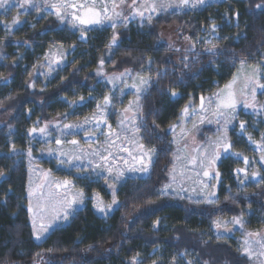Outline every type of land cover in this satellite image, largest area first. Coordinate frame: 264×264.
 <instances>
[{
  "label": "trees",
  "instance_id": "trees-1",
  "mask_svg": "<svg viewBox=\"0 0 264 264\" xmlns=\"http://www.w3.org/2000/svg\"><path fill=\"white\" fill-rule=\"evenodd\" d=\"M21 3L9 0L0 8V264H250L252 258L242 253L244 241L264 236V89L257 90V108L239 107L228 127L231 149L220 150L214 166L215 203L161 194L160 189L169 179L172 133L185 106L196 108L201 96L215 93L240 68H259L264 83V0H217L191 10L146 11L151 23L132 16L130 7L123 11L129 20L116 22L115 29L106 23L83 30L69 20L62 22L42 0L26 8H20ZM17 15L20 22L12 24ZM170 33L177 34L178 43L168 38ZM113 34L118 42L110 50ZM193 43L194 50L186 52ZM212 44L217 45L214 56L205 52ZM54 49L60 60L50 64ZM185 55L198 56V61L190 58L186 69ZM101 58L102 76L96 74ZM125 69L130 75L108 82ZM159 70L165 74L157 77ZM138 75L152 77V83L141 96L143 119L137 118L135 126L140 142L155 154L147 174L116 183L119 203L99 213L91 192L109 204L112 189L87 176L76 162L58 163V155H49L39 141L38 130L49 129L53 122L80 124L97 113L108 95L111 105L103 108L107 122L92 132L115 131L124 109L136 98L130 86L139 84ZM172 89L179 95L171 97ZM32 128L37 131L30 135ZM211 131L214 126L201 128L202 136ZM86 132H74L68 141L92 142L95 136L89 138ZM37 168L71 181L70 186L85 195L66 221L40 240L33 236L28 210ZM238 168L246 169L247 178ZM253 172L259 173L255 179ZM237 216L243 217L242 227H215L214 221Z\"/></svg>",
  "mask_w": 264,
  "mask_h": 264
},
{
  "label": "rangeland",
  "instance_id": "rangeland-1",
  "mask_svg": "<svg viewBox=\"0 0 264 264\" xmlns=\"http://www.w3.org/2000/svg\"><path fill=\"white\" fill-rule=\"evenodd\" d=\"M42 1L45 2V0ZM138 1L139 2H137V8H139L140 4L142 3L147 4L152 2V0H138ZM213 1H217V0H205L204 4ZM60 2H62V0H48L46 6L51 7L50 6L51 4L60 3ZM63 2L69 5L75 4L77 6L84 4L86 7H92L100 12H103L105 7H107L109 12H112V5L113 3H116L118 5L116 11L121 12L122 16H123V11L130 8V5L132 4V0H125L124 3H121V0H63ZM162 2L165 4L172 5L167 9H175L180 11L196 9L201 6L198 5L194 8L191 6L181 7L179 6V0H156V3L158 5ZM52 9L56 12L54 8ZM163 10L165 9H158L156 13ZM83 11L84 9H81L79 7L61 9V12L65 14V20H71L73 12H75L76 15H80L82 14ZM149 14H153V13L149 12ZM122 20L123 19L121 17L118 18L116 22H122ZM106 23L108 22H105L104 24ZM100 25L81 26L79 25L78 22H76V27H78L81 30L94 26H100ZM173 33L172 34L170 33L168 38L178 43L177 34H173ZM59 60H60L59 51L56 49L52 50L49 55L50 64L57 63L59 62ZM253 73L254 70L252 68H244V69L240 68L238 69L237 72H235L234 76L228 83H226L224 86H222L219 90L215 92V93H221L220 96L221 99L226 98L229 91H232L235 94V98L239 101L236 107L235 117L237 115L239 107L241 106L244 107L245 101L250 102L252 85L249 84L248 88L245 89V84L247 82V78L249 76H253ZM234 77L236 78L235 83L232 84L231 89H228L226 86L233 81ZM213 94L209 96L212 97L213 99V103L211 104L210 107L208 105L209 97H207L205 98V110L203 111L200 110V104H201L200 103L196 108L189 110V115L187 116L183 115L178 125H176V127L174 128L172 133V143L174 146L173 163L169 170V179L165 184V185L170 184L171 187L164 189L165 186L164 185L160 189L161 194L183 197V198H187L190 201L196 202V201H206L205 197L207 193L213 192L214 189L213 179H214L215 171H214V167L209 165V161L212 159V154L215 151H220L221 149L216 148L212 142L217 141L221 137L224 126L223 119H220L219 122H217V118L213 116V112L216 109V102H217V98ZM135 99L136 98H134L133 101H135ZM248 109L249 108H246V110ZM225 111H226V115H228V118L231 119V115L227 112V110ZM135 114H136V109H135V105H133L132 110L124 114V116H127L129 118L128 121L125 122L124 129H122L121 124L118 123L116 126L118 127V129L113 131L115 134L109 135V133L108 134L102 133L103 132L102 131L93 138L92 142H86L74 146L70 143V141H68V138L71 136V134H74V132H78L79 130H81L82 132L93 131V129H96L94 127L95 121H93L91 124L87 125L83 129H73L67 132V134L61 133V129L63 128V125L61 126L58 122L57 123L53 122L51 123L52 125L49 126V129L46 128V131L48 132L47 136L39 133V141L43 144L44 147H46V149L51 148L54 150L51 153H49L48 151L49 155H58L59 152L67 153V157H60V159H67L68 157H71L73 155L82 156L84 155V152L82 150H87V152L89 153L87 159L78 160L74 162L80 164L79 168L86 170V174H88L87 176H90V178L95 177L99 179L107 186V188L111 189L109 187V184L118 183L119 181L105 180V176L108 175L107 171L105 170L107 167L124 170V176L121 179L127 176H135V175L142 176L147 174V173L128 170L129 166H133V167L140 166L136 161L133 160V156H135L138 160L140 156L139 148L135 144L129 143V140L135 139L137 141V144H142L140 142L139 135L133 132V123L131 118ZM92 116L86 118H90ZM201 117H205V119L201 121ZM234 120L235 119H232V122L227 125V130L228 127L232 126ZM57 124H59V126H57ZM72 124H79V123H72ZM194 125L195 127H193ZM209 126H214V131L213 132L211 131L212 133L207 132L204 136H202L201 128L202 127L207 128ZM57 138L61 139L63 141L62 144L65 146H59L57 144L53 145V143L56 141ZM112 141H115V144H111ZM110 144L111 146H109ZM125 148L128 149V151H124ZM144 148L145 150L151 149L145 146ZM96 150H99L100 153L104 156H109V154L111 153V157L106 164L100 160L99 156L91 155V153ZM129 152H131L132 155H129ZM193 156L197 157L198 161L202 156H206V158L204 159V165L201 166L199 162H197L196 164L189 163V161L192 159ZM89 161H91L93 165L99 163V164H103L104 166L101 169H97L96 171H93L92 167L89 165ZM125 161H127V163H125ZM81 165H83V167H81ZM205 170L209 172V176L207 177L204 176ZM97 172L102 174L97 175ZM36 173H37L36 175L37 177L31 186V189L34 190V192L33 195L30 197V203L33 207V212L30 213V219L32 222L33 214L37 211V208L39 206L40 214L36 216V220H35V227L38 230L41 224H48L49 220L57 212H59V214L63 216V212L61 211V208L66 206L68 200H70L80 190L78 187L76 188L75 186H73L75 189L72 188L70 186L71 184L66 188L63 186L57 188L56 185L58 183L62 185L64 180L55 179L54 177L50 176L42 169L37 168ZM83 180H87V178ZM84 184L87 183L84 182ZM91 195L93 196V206L96 203V199H94V196H98V199L102 201L105 205L108 204L107 202H104L96 192L92 191ZM75 205L78 204H73L70 212L73 210ZM95 209L99 213H102L97 208ZM231 220L232 219H226V220H221L219 222L231 221ZM65 221L66 220L64 219L54 221L53 225L49 227V231L52 228H54L56 225L62 224ZM228 225H232V224L229 223ZM32 227H33V222H32ZM47 233H45L44 236ZM262 233L264 235V232ZM256 240H261L262 242H264V236L262 239L256 238L255 241ZM252 251L255 254L252 257L250 264H264V256L259 255V253L264 250L260 248L259 244H253Z\"/></svg>",
  "mask_w": 264,
  "mask_h": 264
},
{
  "label": "snow or ice",
  "instance_id": "snow-or-ice-1",
  "mask_svg": "<svg viewBox=\"0 0 264 264\" xmlns=\"http://www.w3.org/2000/svg\"><path fill=\"white\" fill-rule=\"evenodd\" d=\"M34 0H23V3L19 4L20 8H26L30 3H33ZM125 0H121V3H124ZM137 2L138 0H132V4L130 5V7L132 8V16H139L141 17V19H147L149 23H151L152 21V15H148L147 17H145V12H150V13H156L158 11V9H167L168 7H171L172 5L170 4H165V3H160L159 5L156 3V0H152L151 3H147V4H140V7L137 8ZM9 0H0V8H3L4 5L8 4ZM48 3V0H45V4ZM205 3V0H179V6L181 7H196L198 5H203ZM52 8H54L56 10V15L58 17V19H60L62 22L65 21V14L61 12V9H67V8H81L84 9V11L82 12V14L80 15H76L75 12L72 13V19L67 21L68 23L72 24L74 27L76 26V22L79 23V25L84 26V25H100V24H104L105 22H108L111 27L113 29H115L117 27L116 21L118 18L123 19V21L127 22L129 20V16H122L121 12L116 11V8L118 7V5L116 3H113L112 5V12H109V10L107 9V7L104 8L103 12L97 11L92 7H86L84 4L81 5H75V4H67L65 2H60V3H53L50 5ZM143 9V10H140ZM37 10L39 11V8L37 7ZM235 15H238V13H235ZM20 22V17L19 15L15 16L12 20V24H16ZM217 28V25L215 23L212 24L211 26V32L215 33ZM83 31L81 32V35L83 36ZM186 40H190V37H185ZM118 42V37L116 34H113L111 39H110V44L108 45L109 49L111 50L113 45H116ZM195 48V44H190L188 48L185 49L186 52L191 53ZM205 52L211 55H216L217 54V45L212 44L210 47H207L205 49ZM191 58V60L193 62H197L198 61V56H192L190 57L189 55H185L183 57L182 62L184 63V67L187 69L189 68V64L187 63V61H189V59ZM241 63L243 64V61H241ZM99 65L100 67L97 70V75H105L103 72V65H104V59L101 58V60L99 61ZM53 69L51 68V66L49 67V71L51 72ZM259 68L254 70L253 76H249L247 78V82L245 84V89L248 88L249 84L252 85V90H251V101H245L244 103V107L245 108H252L253 110H255L257 108V104H256V93L258 89H264V83H260V80L262 77H260L258 75L259 73ZM131 70L130 69H125L124 72L120 73L118 76L115 77H111L108 79L109 83H114L116 80H120L128 75H130ZM165 74V70H159L157 72V77H160L162 75ZM136 79L139 80V84L133 83L130 87L134 88L136 90V99L135 101H130L129 102V107L124 109V112H128L132 110V106L135 105V109H136V114L131 118L132 119V123H133V132L134 133H138L140 131V129L138 127L135 126V120L137 118L143 119V114H142V105L140 103V99L141 96L148 90L150 84L152 83V77H144V76H137ZM235 77L233 78V81L227 85L226 87L228 89H231L232 84L235 83ZM246 94V92H245ZM179 93L175 90L172 89L170 91V96L171 97H176L178 96ZM216 98H217V102H216V109L213 112V116H215L217 118V122H219L220 119L224 120V126H223V131H222V135L221 137L217 140L212 142L216 148L221 149L223 153H228L231 149V144L228 142V137H227V125L230 124L232 122V119H235V113H236V107L237 104L239 103V101L235 98V94L232 91H229L227 94V97L224 99H221V93H215L213 94ZM84 97H81L80 100H83ZM213 103V99L212 97L208 98V105L209 107L211 106V104ZM111 105V97H109L108 95H106L104 97L103 100V104L102 105H97V114H94L92 117L90 118H86L83 123L80 124H65L63 125V128L61 129V133L62 134H67V132L73 130V129H83L85 128L87 125L91 124L93 121H95L94 127L99 129L100 125L102 123H106V119H105V113L103 112V108L109 107ZM189 107L190 106H185V108L182 110V115L187 116L189 115ZM261 110H264V105H260ZM200 110H205V98L203 96H201V104H200ZM231 115V119L228 118V115H226V111ZM194 114V113H193ZM123 116V114H121ZM128 117L127 116H123V118L120 120V124L122 129H124L125 126V122L128 121ZM205 119V117H201V121H203ZM57 126H59V124H57ZM173 128L175 127L174 125L172 126ZM195 127V125L193 126ZM47 126H45L44 128H40L38 131L47 136L48 132L46 131ZM109 128H111V126L109 125ZM245 128V122L241 121L240 122V130L241 132H243ZM37 129L36 128H32L29 130V134L31 135L32 133L36 132ZM115 134L114 132L109 133V135H113ZM85 135L89 138L96 136L97 133L96 132H86ZM249 139L251 140V136H249ZM62 140L57 138L56 139V144L57 145H61L62 144ZM70 143L72 145H77L78 141L77 140H72L70 141ZM130 144H135L140 151V156L137 160V158L135 156H133V160L136 161L140 166L139 167H133V166H129L128 170L129 171H136V172H141V173H148L151 163H152V157L155 154V149H148L145 150L144 145L142 144H137V141L135 139L133 140H129ZM111 144H115V141H112ZM111 144L109 146H111ZM49 153L53 152V149H48ZM84 152V155L80 156V155H73L71 157H68L67 159H60L59 157H67V153L64 152H59L57 160L58 163L60 164H72L74 161H78V160H83V159H87L88 156V152L87 150H82ZM124 151H128V149H124ZM221 151H215L212 154V159L209 161V165L210 166H215V162L217 159H219L221 157L222 154ZM29 155H31V151L29 150ZM91 155L93 156H99L100 160L103 161L105 164L108 162V160L111 157V153L109 154V156H104L100 153L99 150L93 151L91 153ZM129 155H132L131 152H129ZM232 155L234 156H239L241 155L240 153H232ZM206 158V156H202L199 161L197 160V157L193 156L192 159L189 161V163L192 164H196L197 162H199V164L201 166L204 165V159ZM261 160L264 161V156L261 157ZM125 163H127V161H125ZM248 163V159L245 158V164ZM89 165L92 167L93 171H96L97 169H101L103 168V164H92L91 161H89ZM81 167H83V165H81ZM108 173L107 176H105V180H113V181H120L121 178L124 176V170L121 169H114L112 167H107L105 169ZM237 172H243L245 173V177L247 178V172L246 169L244 168H238L236 169ZM3 173H0V175H2ZM102 173L97 172V175H100ZM47 175V174H46ZM252 178L255 179L259 173L258 172H253L252 174ZM204 176L207 177L209 176V172L207 170L204 171ZM216 176L219 177L220 173L217 172ZM262 180H264V178H262ZM241 184L244 183L243 180L240 181ZM71 184V181L69 180H64L62 185L61 184H57L56 187L60 188V187H67ZM109 187L112 189V200L111 203L105 205L102 201H100L98 199V196H94V199H96V203L94 204V207L97 208L100 212L102 213H106L107 211L111 210L113 205H117L119 203L118 199H117V195H116V183H110ZM171 185H165L164 189L170 188ZM34 190L30 189L29 190V197H31L33 195ZM216 195V193L210 192L207 193L205 199L207 203H215V201L213 199H211V197H214ZM85 195L83 190L78 191L70 200H68L66 206L61 208V211L63 212V216H61L59 214V212H57L55 215H53V217L49 220L48 224H41L40 228L37 230L35 227V220H36V216L40 214V208L38 206L37 211L33 214V218H32V222H33V236L35 239L40 240L44 237V234L47 233L49 231V227L53 225L54 221L60 220V219H64L66 220L68 218V216L71 214L70 210L72 209V205L73 204H82L84 201ZM29 212L32 213L33 212V207L31 205V203L29 204ZM159 223V221L157 220L156 222H154V227ZM234 224V225H240L241 227L243 226V217L242 216H237L234 217L231 221H224V222H219V221H214L215 227L217 229L220 228H224L226 231H228V224ZM258 233H247L246 236H258ZM244 244L246 245L245 247L242 248V253L248 255V257L251 259L253 257V255L255 254L252 251L253 248V244H259L260 248L262 250H264V242H262L261 240H256V241H250L248 239H245ZM260 256H264V251H261L259 253ZM135 260V258H133ZM153 264H155V262H153ZM189 264H192V261H189ZM204 264H208L207 261L204 262Z\"/></svg>",
  "mask_w": 264,
  "mask_h": 264
}]
</instances>
